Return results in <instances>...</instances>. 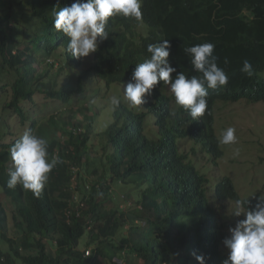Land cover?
I'll use <instances>...</instances> for the list:
<instances>
[{
  "label": "trees",
  "instance_id": "trees-1",
  "mask_svg": "<svg viewBox=\"0 0 264 264\" xmlns=\"http://www.w3.org/2000/svg\"><path fill=\"white\" fill-rule=\"evenodd\" d=\"M75 2L0 0V101L10 97L1 107L8 121L0 116V264H199L193 252L223 264L229 228L245 217L220 212L213 198L249 199V208L257 201L241 197L228 175L213 182L196 154L214 163L224 157L219 104L264 103V0H142L140 21L109 18L108 39L89 67L67 53L70 38L54 28L52 10ZM162 38L171 42L173 67L189 77L198 73L183 48L215 45L229 81L208 90L204 116L172 110L163 81L144 110L121 101L114 118L103 109L90 114L91 75L108 84L131 79L150 58L147 45ZM245 59L251 77L240 71ZM27 130L62 161L38 198L7 187L9 149ZM189 138L190 151L182 143Z\"/></svg>",
  "mask_w": 264,
  "mask_h": 264
},
{
  "label": "clouds",
  "instance_id": "clouds-1",
  "mask_svg": "<svg viewBox=\"0 0 264 264\" xmlns=\"http://www.w3.org/2000/svg\"><path fill=\"white\" fill-rule=\"evenodd\" d=\"M141 4L142 0H76L70 6L52 10L54 28L70 38L67 42V53L76 59L82 57L83 66L89 67L99 44L108 39L109 32L106 28L109 18L123 15L140 21ZM171 47L170 40L163 38L156 43L148 44L147 51L150 53V58L136 64L131 79L119 83H127L124 85V96L129 108L140 111L145 109L146 98H153L155 86L163 81L164 85L160 90L169 97L171 109L181 110L183 107L192 119L196 120L203 117L206 112L208 90L227 85L229 76L218 66L213 43L205 42L183 48L184 53L190 58L189 62L194 72L198 73L190 77L173 67L169 60ZM60 50L59 47V52ZM240 71L249 77L255 74L251 62L247 59L243 61ZM173 73H176L174 77ZM101 81L107 82L108 89L117 82L108 84L105 78L91 75L86 85L87 97L90 87L95 88V85ZM110 103L114 107H119L121 100L113 96ZM170 114L174 115V113ZM216 133L218 134L217 126ZM218 136L221 146L234 144L237 140L236 130L233 127L226 128L221 136L220 134ZM182 143L188 151L191 150L192 139ZM9 152L13 168L9 172L7 187L14 189L20 185L25 191H31L35 197H40L48 180V173L62 161L55 156L50 157L48 142L33 134L31 130L25 131L10 147ZM200 154L202 161L197 159V162L207 163L210 170L211 164L218 165L222 159L214 163L207 152L203 153L199 150L196 157L199 158ZM238 154L239 150H236L234 155ZM256 201L251 208H249V199L237 198L234 203L229 204L231 216L243 215L245 218L238 219L235 226L229 228L230 235L223 241L229 250L223 264H264V192L256 197ZM192 255L199 264H205L203 255H197L195 252Z\"/></svg>",
  "mask_w": 264,
  "mask_h": 264
},
{
  "label": "rangeland",
  "instance_id": "rangeland-1",
  "mask_svg": "<svg viewBox=\"0 0 264 264\" xmlns=\"http://www.w3.org/2000/svg\"><path fill=\"white\" fill-rule=\"evenodd\" d=\"M143 28L147 30L144 25ZM126 84L115 82L108 89L107 82L101 81V83L95 85V88L91 86L88 98L87 95H84V99L89 103V113L93 114L95 112L98 114L103 109L105 113L111 112L114 118L116 107L110 103L113 96L118 97L126 107H130L124 96V85ZM9 98V95L6 94L0 101V116L3 118V124L8 121V111L1 112V107ZM219 106L216 122L218 134L221 136L223 130L233 127L236 130L237 140L234 144L222 145L225 150L224 157L218 165H210L209 175L212 177L213 182L218 181L224 175H228L233 179L241 197H257L261 192H264V103H252L243 99L234 103H221ZM66 115L68 116V114ZM99 119L107 121L108 117L103 116ZM101 140L102 137L98 139L95 137V142L98 145ZM236 150H239L238 155H234ZM198 159L202 161V154L199 155ZM208 192H212L210 185L208 186ZM213 200L214 205L220 212L230 215L229 204L234 203L233 200L220 201L214 198ZM6 208L11 211L13 206L7 204Z\"/></svg>",
  "mask_w": 264,
  "mask_h": 264
}]
</instances>
